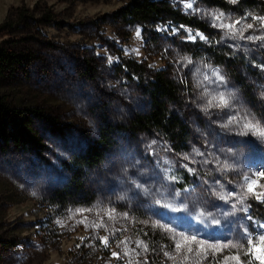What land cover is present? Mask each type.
<instances>
[{"label": "rangeland", "instance_id": "rangeland-1", "mask_svg": "<svg viewBox=\"0 0 264 264\" xmlns=\"http://www.w3.org/2000/svg\"><path fill=\"white\" fill-rule=\"evenodd\" d=\"M128 1L0 0V25L14 22L0 30V44L18 43L29 59L5 81L1 93L11 105L33 111L32 132L41 141V147L0 142V264H197L194 257L182 261L164 255L174 254V232L245 247L246 234L264 233V201L245 195L243 187L245 174L264 171V139L241 135L239 124L223 126L246 111L264 120V41L226 36L208 15L224 14L215 23L241 20L238 28L252 23L244 37L264 35L252 19L264 16V0L252 6L222 0L234 10L203 0H174L211 34L163 23L155 28L160 40L154 45L157 37L146 39L142 27L129 28L109 17ZM188 2L192 9L185 8ZM21 9L28 14L24 23L17 22ZM45 13L52 23L42 21ZM190 32L207 39H189ZM185 42L197 44V56L184 51ZM212 47L234 60L229 72L206 53ZM122 58L164 70L178 84L180 99L171 109L188 126L187 151H174L155 132L132 128L134 118L150 109L149 83L126 77ZM219 93L231 94L229 107H217L215 101L208 106ZM98 140L105 144L102 160L82 166L77 158ZM225 161L233 167L225 169ZM72 164L82 166L83 191L76 194L71 192ZM258 183L264 184V178ZM57 191L70 196V204L61 203ZM202 210L219 223L200 216ZM153 222L174 232L153 227ZM101 236L109 238L107 247ZM138 241L148 250L137 247ZM237 251L209 252L200 264H236L231 257ZM240 260L259 264L243 250Z\"/></svg>", "mask_w": 264, "mask_h": 264}, {"label": "trees", "instance_id": "trees-1", "mask_svg": "<svg viewBox=\"0 0 264 264\" xmlns=\"http://www.w3.org/2000/svg\"><path fill=\"white\" fill-rule=\"evenodd\" d=\"M174 0H129L126 4L114 11L109 17L113 21H120L129 28L137 26L142 27L143 34L146 39L157 37L155 28L163 23H171L174 25H182L190 29L198 30L204 35H210L211 30L207 25L195 18L189 16L178 6ZM209 6L219 7L224 10L233 9L234 6L222 0H203ZM257 0H243L247 5L252 6ZM28 17L27 12L21 9L18 13L17 22L24 23ZM52 16L45 13L42 16V21L49 24L52 23ZM60 24V22H57ZM14 22L6 20L0 25V30L11 28ZM152 45L157 43L160 39L157 37L153 39ZM196 45L192 42H185L182 44L184 51H192L195 56L199 53L196 50ZM209 57L216 63L224 64L229 68L234 60L227 57L225 52H220V48H208L206 52ZM122 69L126 77L133 79L146 78L149 87L148 95L150 97V109L148 112L139 114L132 121V128L141 131H152L161 135L166 139L174 151H187L189 146V129L182 121L180 116L172 111L171 106L179 101L180 89L175 80L169 78L164 70H148L145 65L135 62L134 60L122 58ZM29 59L27 54L23 52L22 46L13 41H4L0 44V142L9 143L14 142L19 145L32 144L41 147L40 139L32 132L30 116L33 114L31 110H24L15 107L1 93L2 86L7 79H10L17 70L24 66ZM233 74L232 70H230ZM25 111L29 112L28 114ZM105 144L100 140L98 143L89 145L81 157H78V162L87 167H94L98 165L105 153ZM75 163V162H74ZM80 165V166H81ZM80 166L70 165L72 178H74L71 192H82L83 184L82 173ZM81 166V167H82ZM70 194V192H68ZM67 193V194H68ZM68 194V195H69ZM56 197L64 205L70 204V196L65 192L57 191ZM74 203V202H73Z\"/></svg>", "mask_w": 264, "mask_h": 264}, {"label": "snow or ice", "instance_id": "snow-or-ice-1", "mask_svg": "<svg viewBox=\"0 0 264 264\" xmlns=\"http://www.w3.org/2000/svg\"><path fill=\"white\" fill-rule=\"evenodd\" d=\"M233 3H236V0H232ZM185 8L192 9L193 3L188 2L185 4ZM208 15L212 16V19L214 21L213 26L214 27H220L222 29H225V35L231 36L232 38H236L239 36L241 39H247V40H262L264 41V35L259 36H253L249 35L247 37H244L243 33L246 29H252L254 25L252 23H247L242 28H238L237 25H240L242 23L241 20H235L232 23H215L218 21H222L224 19L223 13H208ZM253 20L259 22V26L261 28H264V16H253ZM137 36H139V31H137ZM199 37L200 39L206 40L207 37H205L201 33H196L195 35H192L191 32L189 34V39H196V37ZM190 62V61H189ZM207 79V77H205ZM218 79L220 81H223V76H218ZM232 99L231 94L228 96H225L223 93H219L218 95L212 96V98L208 101V106H212L213 101L216 102L217 107H229L230 106V100ZM229 124H239L241 126V135H247L252 134L254 136H257L258 138L264 139V120L261 118H257L254 114L250 112H245L243 116H240L239 113L237 115L232 116L228 124L223 125L224 127H227ZM186 167V165H185ZM225 169L232 168L233 165H230L225 161L224 166ZM189 171H192V169H189ZM259 178H264V171H258L252 173L251 176L245 174L244 180L245 184L243 185L245 189V195L252 194L255 196L256 199L264 201V184H259L258 180ZM131 179V178H130ZM174 180L175 177H172ZM135 183V181H133ZM260 189V191H256V187ZM137 187H140V185L137 184ZM176 196L179 195V193H175ZM223 198V197H221ZM160 201H157L159 203ZM241 203L243 200L240 201ZM233 207H235L233 205ZM180 210V209H175ZM77 212L82 213L83 211H86L85 209H77ZM87 211H91V209H87ZM200 216L205 217L207 219L208 217H211V221L213 223H219V220L213 216L211 213H205V211L200 212ZM111 218V217H110ZM79 223H84V221H79ZM145 223H147L145 221ZM104 227V225L101 224H87L85 223V227ZM153 227H160L163 228L166 232H174V229L166 226L161 225L156 222H153ZM261 228H264V224L260 225ZM247 232V230H245ZM100 241L105 245V247L108 246L109 238L107 236H101L99 237ZM175 243L174 247V254L170 252H165L164 255L167 256L171 260H175L177 256H180L182 261H188L190 258H196L197 264H200V260L203 258H206L209 252L215 253L218 251H221L225 248H231V249H237L238 251L234 256L231 257V259L236 261V264H243V262L240 260V250H243L244 255H252L255 257L256 260L259 261V264H264V233L258 235L257 237L253 238L251 235L246 234V245L241 243H231L226 242L223 244L219 243H208L207 241L203 239H199L197 234H187L186 232H174V235L172 237ZM120 244H125V241H120ZM120 244L117 245V247L120 246ZM137 247H141L144 251L148 250V246L143 241L137 242ZM135 252V249L132 250ZM136 255H140V253L136 252ZM124 255H129L128 251L124 252ZM113 257L120 258V253L113 252ZM128 264H132V261L129 260ZM136 264H141V262L137 261ZM144 264H147L145 261ZM248 264H251V260L248 261Z\"/></svg>", "mask_w": 264, "mask_h": 264}]
</instances>
